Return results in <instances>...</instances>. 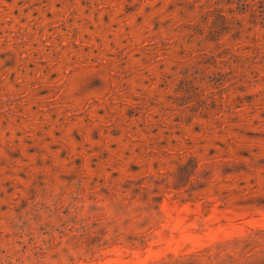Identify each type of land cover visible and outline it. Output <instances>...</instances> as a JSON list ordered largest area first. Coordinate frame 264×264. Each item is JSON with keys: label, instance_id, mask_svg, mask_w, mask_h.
Returning <instances> with one entry per match:
<instances>
[{"label": "rangeland", "instance_id": "1", "mask_svg": "<svg viewBox=\"0 0 264 264\" xmlns=\"http://www.w3.org/2000/svg\"><path fill=\"white\" fill-rule=\"evenodd\" d=\"M0 264H264V0H0Z\"/></svg>", "mask_w": 264, "mask_h": 264}]
</instances>
